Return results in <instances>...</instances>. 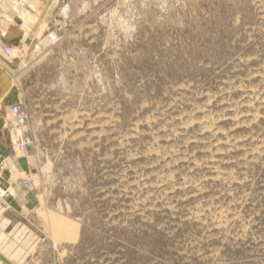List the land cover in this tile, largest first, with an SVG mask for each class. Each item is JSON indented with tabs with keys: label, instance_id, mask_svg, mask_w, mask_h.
Segmentation results:
<instances>
[{
	"label": "rangeland",
	"instance_id": "1",
	"mask_svg": "<svg viewBox=\"0 0 264 264\" xmlns=\"http://www.w3.org/2000/svg\"><path fill=\"white\" fill-rule=\"evenodd\" d=\"M65 4L59 32L0 41V253L264 264V0ZM17 104L29 176L10 148Z\"/></svg>",
	"mask_w": 264,
	"mask_h": 264
},
{
	"label": "crops",
	"instance_id": "2",
	"mask_svg": "<svg viewBox=\"0 0 264 264\" xmlns=\"http://www.w3.org/2000/svg\"><path fill=\"white\" fill-rule=\"evenodd\" d=\"M67 17L65 0H0V41L13 47L33 43L45 32V27L59 32L66 24ZM3 129L6 131V127L3 126ZM8 192L10 196L15 194L13 188ZM13 233L11 231L8 235L12 236ZM0 255L3 256L2 253Z\"/></svg>",
	"mask_w": 264,
	"mask_h": 264
},
{
	"label": "built area",
	"instance_id": "3",
	"mask_svg": "<svg viewBox=\"0 0 264 264\" xmlns=\"http://www.w3.org/2000/svg\"><path fill=\"white\" fill-rule=\"evenodd\" d=\"M20 28V25L17 24ZM4 54L8 58H15V50L12 47H5ZM11 126L10 135L11 153L17 159H28L29 151L32 146V138L29 134L28 121L29 117L24 109L23 104L14 105L10 109Z\"/></svg>",
	"mask_w": 264,
	"mask_h": 264
},
{
	"label": "water",
	"instance_id": "4",
	"mask_svg": "<svg viewBox=\"0 0 264 264\" xmlns=\"http://www.w3.org/2000/svg\"><path fill=\"white\" fill-rule=\"evenodd\" d=\"M18 162H19V164H20L22 170H23L26 174L29 175V174H30V164H29L28 160H27L26 158H20V159L18 160ZM0 258H1L4 262L8 263V261H7L3 256L0 255Z\"/></svg>",
	"mask_w": 264,
	"mask_h": 264
},
{
	"label": "bare ground",
	"instance_id": "5",
	"mask_svg": "<svg viewBox=\"0 0 264 264\" xmlns=\"http://www.w3.org/2000/svg\"><path fill=\"white\" fill-rule=\"evenodd\" d=\"M51 37L55 39L54 35H51ZM54 39H53V40H54ZM18 160H19V159H18ZM27 160H28V159H27ZM27 176H29V175H27Z\"/></svg>",
	"mask_w": 264,
	"mask_h": 264
}]
</instances>
